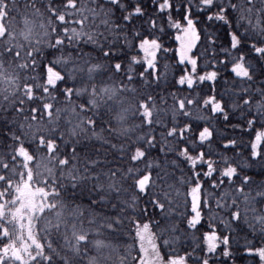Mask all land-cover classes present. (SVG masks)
Instances as JSON below:
<instances>
[{
  "label": "snow or ice",
  "instance_id": "6c2138e0",
  "mask_svg": "<svg viewBox=\"0 0 264 264\" xmlns=\"http://www.w3.org/2000/svg\"><path fill=\"white\" fill-rule=\"evenodd\" d=\"M0 264H264V0H0Z\"/></svg>",
  "mask_w": 264,
  "mask_h": 264
},
{
  "label": "trees",
  "instance_id": "16d2710c",
  "mask_svg": "<svg viewBox=\"0 0 264 264\" xmlns=\"http://www.w3.org/2000/svg\"><path fill=\"white\" fill-rule=\"evenodd\" d=\"M157 19H159L158 16H157ZM171 35H172V36L175 35V30H172ZM169 46L172 47V48H177V47H178V44H176L174 41H171V42L169 43ZM179 74H180V72L177 71V76H178ZM174 91H179V94H180L181 96L188 95V90H187V87H186V86H179V85H177V88L174 89ZM134 100H135V98H130V99H129V104L131 105L132 103H134ZM169 104H171V101H169ZM202 114H203V115H207V113H202L201 110H200L199 108H194V109H192V115H193V116H198V115H202ZM166 116H167V119H168V121H169L168 126L171 127L172 124H171V122H170V109H169V112L166 114ZM162 118H164V117H162ZM178 119H179L180 126H183L184 124L190 122V121L184 119L183 117H178ZM234 122H235V119H234ZM202 126H204L202 122H200L198 125H197V124H194V125H193L194 128L202 127ZM218 127H219V128H223L222 125H220V126H218ZM160 131H162V129H159V128H158V129H157V132H160ZM170 142H171V143H175L174 140H173V141H170ZM214 144H215V142H214ZM228 155H231V153L229 152ZM15 235H19V237H20V239L15 240V243L17 244L18 247H23L25 244H30V243H31V241H29L28 238H27V232H26V231H25V232H22V233H15Z\"/></svg>",
  "mask_w": 264,
  "mask_h": 264
}]
</instances>
